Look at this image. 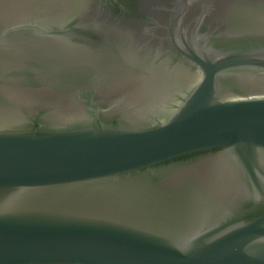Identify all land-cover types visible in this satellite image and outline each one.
Returning <instances> with one entry per match:
<instances>
[{
  "label": "water",
  "instance_id": "water-1",
  "mask_svg": "<svg viewBox=\"0 0 264 264\" xmlns=\"http://www.w3.org/2000/svg\"><path fill=\"white\" fill-rule=\"evenodd\" d=\"M0 264H264V0H0Z\"/></svg>",
  "mask_w": 264,
  "mask_h": 264
}]
</instances>
